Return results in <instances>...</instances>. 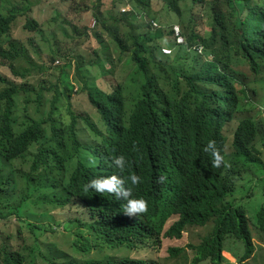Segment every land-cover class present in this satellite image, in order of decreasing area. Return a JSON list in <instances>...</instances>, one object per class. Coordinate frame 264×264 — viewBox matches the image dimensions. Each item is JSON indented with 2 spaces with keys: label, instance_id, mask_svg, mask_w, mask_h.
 <instances>
[{
  "label": "trees",
  "instance_id": "obj_1",
  "mask_svg": "<svg viewBox=\"0 0 264 264\" xmlns=\"http://www.w3.org/2000/svg\"><path fill=\"white\" fill-rule=\"evenodd\" d=\"M130 2L132 9L128 11H121L123 0H111L104 11L98 3L93 7L98 47L90 64L97 66L99 76L92 77V71L82 62H77L74 69L76 82L72 84H81V93H86L96 109L101 126L74 112L72 98L80 92L65 81L63 91L54 87V99L46 104L43 94L38 95L37 104L47 108L42 119L17 127L16 97L24 87L0 74V85L6 86L0 90V163H18L38 149L29 171L20 165H7L13 175L7 178L0 168V219L23 217L21 210L32 194L48 188L55 194L52 204L77 209L80 216L70 223L76 227L75 250L82 253L123 246L137 249L145 244L157 248L165 239L182 240L188 228H206L214 222L213 234L200 246L170 249L171 257L179 258L191 250L196 252L193 264H230L228 254L225 256L232 254L227 250L228 243L239 241L245 246L244 254L232 255L237 264H249L258 255L256 249L264 253L262 245L254 244L256 237L264 243V205L257 226L252 224L249 207L244 206L252 197L253 183L260 179L254 188L264 184L259 146L260 140L264 143V120L253 114L257 106L248 88L252 80L246 79L243 68L255 78L264 72V0H192L189 18L182 0H165L178 16L186 42L176 45L170 56L164 55L161 47L175 45L174 24L153 29L149 22L155 18L151 16L152 0ZM32 4V0H21L14 4V10L0 14L3 59L27 57L18 44L8 49L1 38L11 35L20 12H26ZM194 5H199V14ZM144 14L150 17L147 22L142 20ZM199 17L209 22L207 34L198 30ZM26 28L42 32L33 17ZM199 48L204 49L203 54L198 53ZM68 62L72 64L70 59ZM129 78L132 82L127 84ZM99 80L104 85L98 86ZM135 85L136 92L130 90ZM106 87L113 89L106 92L102 89ZM61 95L71 106L67 128L56 117ZM79 118L93 129L100 142L83 146L77 128ZM210 140L224 156L225 163L219 168L213 167L210 153L203 151ZM83 149L91 154H84ZM119 155L126 161L123 172L112 164V158ZM92 160L97 163L93 165ZM52 174H58L61 180ZM113 174L140 178L138 184L127 181L126 186L132 187V198L147 202L146 212L130 217L124 213L125 200L111 193L84 190L90 179ZM47 261L154 264L129 258ZM0 264H29V260L5 242L0 248Z\"/></svg>",
  "mask_w": 264,
  "mask_h": 264
},
{
  "label": "rangeland",
  "instance_id": "obj_2",
  "mask_svg": "<svg viewBox=\"0 0 264 264\" xmlns=\"http://www.w3.org/2000/svg\"><path fill=\"white\" fill-rule=\"evenodd\" d=\"M32 1L35 3L30 6L32 8L28 7L26 12H20L19 19L13 25L11 35L1 38V42L6 44V48H13V44H18L24 50L23 55H27V57L22 56V58L15 61L5 60L0 56V73L24 87L23 92L18 96L15 113V121L19 128L43 118L47 108L40 107L37 104L38 95L43 94L42 101L46 104L48 100L54 99L56 93L54 87H58L59 91H63L65 81L71 82V84L76 82L74 69L77 62H82L90 68L92 77L99 76L97 66L92 67L90 64L95 59L93 51L98 47L94 35L96 27H92L94 20L93 7L98 3L101 10L104 11L111 4V0ZM15 3L20 4L21 0H4L0 6V14L14 10ZM152 4L154 10L150 9L151 16L155 17L154 20L159 21L160 24H179L177 21L178 16L168 8L165 0H152ZM181 5L184 8L186 18H189L193 10L192 0H182ZM123 6L125 4L122 5L121 11ZM128 7L130 8V6ZM198 8L199 5H194L196 13H198ZM141 16L142 20L147 22L145 15ZM30 17L39 21L42 32L30 31L26 28ZM84 30H86V33H84ZM198 30L202 34L209 32V22L205 17H199ZM166 40L170 39L166 38ZM58 50L60 55L57 54ZM68 59L71 60L72 64H69ZM63 67H65V70H63ZM151 68L153 67L151 66ZM243 72L246 74L248 81L252 80L248 88L252 101L257 106L253 114L264 120L262 113L264 111V72H261L256 78L246 68H243ZM66 74L68 78L65 79ZM129 82H132L130 78L127 84ZM97 83L98 86L103 84L100 80ZM75 84H72L74 90L78 87L80 93L75 91L76 93L72 98V109L77 114L89 117L97 126H101L102 123L96 109L88 101L86 93H81V84L79 82ZM3 87V85H0V90ZM44 87L46 88L44 89ZM30 88L31 91H28ZM48 88L50 89L48 90ZM102 89L110 92L113 88L106 87ZM254 89H256V93L253 92ZM130 90L136 92L138 86H132ZM58 106L59 110L56 114L58 123L67 128L71 122V106L63 95L60 96ZM77 128L83 146L93 141L97 143L101 141L99 136L83 119H78ZM259 146L262 148V162L264 163V143L262 140H260ZM71 151L75 154L73 146H71ZM37 152L38 149L34 148L28 159H21L15 164L1 160L0 168L4 170L3 176L7 178L13 176L12 167L7 165H20L29 171ZM83 152L86 155L91 154L88 149H83ZM74 156L75 160L76 154ZM52 177L61 180L58 174H52ZM259 183L260 179L253 183L252 197L247 199L244 205L245 207L247 205L251 211L250 216L253 219V226L259 225V213L264 205V184L254 188ZM246 190L248 191V188ZM21 193L22 190H20ZM17 195L19 196V194ZM54 198L55 194L52 190L40 188V191L36 190L32 194L30 201L21 210L23 217L12 216L3 220L0 219V248L4 246L5 242H8L15 251L28 257L29 264H50L47 260L54 259L60 261V263H75L90 260L119 261L125 258L144 260L154 264H193L196 257L195 251L187 250L181 257L172 258L170 249L184 248L190 245L200 246L203 240L212 235L215 230V223L213 222L206 228H188L182 240L165 239L162 246L157 248L145 244L137 249H131L130 246L116 249H92L87 254L75 250L74 247L76 227L70 222L80 216L77 209L55 206L51 203ZM251 200L252 202L249 203ZM257 214L258 216H256ZM174 222L175 220L168 225L166 231L173 226ZM228 246L230 250L229 248L227 250L231 251L233 255L243 256L245 246L242 242L230 241ZM227 257L231 259L229 254ZM232 262L237 264V261ZM249 264H264V253H258L249 261Z\"/></svg>",
  "mask_w": 264,
  "mask_h": 264
},
{
  "label": "clouds",
  "instance_id": "obj_3",
  "mask_svg": "<svg viewBox=\"0 0 264 264\" xmlns=\"http://www.w3.org/2000/svg\"><path fill=\"white\" fill-rule=\"evenodd\" d=\"M123 1H125V6L126 5L130 6V8L125 10V11L131 10L132 9V3L130 2V0H123ZM125 6H123V7H125ZM144 15L147 19L148 18L147 15L146 14H144ZM149 22L152 24L153 29H157V28H160L163 26V24H160L159 21L154 20L153 18H151ZM154 22H157L159 25L155 26ZM95 25H96V20L94 19L92 22V27H95ZM176 27L179 28V34L183 37V42H180L178 40L179 35L176 34ZM173 30H174V35H175L174 38H175L176 43L174 46H170L168 44H163L161 47V52L164 55H168V56L172 55L176 49V45L181 46V45H184L186 43L184 35L181 32L180 25L174 24ZM193 50H196V48L193 47ZM198 53L203 54L204 49L199 48ZM17 59L18 58L13 59V60L12 59H8V60L15 61ZM5 60H7V59H5ZM0 74H2V73H0ZM3 76H5V75H3ZM5 77H7V76H5ZM5 87L6 86H4L3 89ZM21 92H23V91H21ZM20 93L16 97L17 101H18V96L20 95ZM16 107H17V105H16ZM203 151L210 153V155L212 157L213 167L219 168V167H221L222 163H225L224 156L221 155L220 150L216 147L215 141L210 140L207 143V145L204 147ZM96 163H97V161L92 160L93 165H95ZM112 164L115 165L116 168L120 169L121 172H123L125 167H126L125 157L123 155L113 157L112 158ZM127 181H130L131 185H136L140 182V178L134 174H130L127 178H124V177L117 175V174H113L110 176H99V177H95V178L90 179L84 185V190L87 191L88 189H92L95 192L101 193V194H103V193L114 194L117 199H123L126 201V204L124 205V213L130 217H136L137 214L144 213L147 211L148 204L143 198H132L133 189L131 186H126ZM251 202H252V200L249 203H251ZM254 244L255 245H262L264 247V243L259 241V239L257 237L255 238ZM256 251H257V249H256ZM255 253H260V252L257 251ZM226 254H229L232 258L231 259L228 258L226 256ZM225 256L231 261L230 264H236V263L232 262V261H235V258L233 257L232 254L225 253Z\"/></svg>",
  "mask_w": 264,
  "mask_h": 264
},
{
  "label": "built area",
  "instance_id": "obj_4",
  "mask_svg": "<svg viewBox=\"0 0 264 264\" xmlns=\"http://www.w3.org/2000/svg\"><path fill=\"white\" fill-rule=\"evenodd\" d=\"M127 9H129L128 6H125V7L122 8L123 11H125V10H127ZM154 25H155V26H158L159 24H158L157 22H154ZM176 34L179 35L178 40H179L180 42H183V37L179 34V28H178V27H176ZM167 51H168V50H167Z\"/></svg>",
  "mask_w": 264,
  "mask_h": 264
}]
</instances>
